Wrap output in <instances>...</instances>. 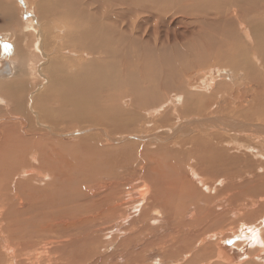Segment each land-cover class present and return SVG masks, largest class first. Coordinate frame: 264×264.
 <instances>
[{
	"label": "bare ground",
	"instance_id": "obj_1",
	"mask_svg": "<svg viewBox=\"0 0 264 264\" xmlns=\"http://www.w3.org/2000/svg\"><path fill=\"white\" fill-rule=\"evenodd\" d=\"M19 4L28 12V16L21 22L18 39L24 42L25 32L33 34L31 51L41 54L43 58L42 64L45 66L38 74L45 80V84L40 82L42 86L39 89L30 90L27 94V103L33 112L28 110L27 116L34 114L27 129H18L17 126L23 122H10L5 125L6 123L0 121V182L2 183L5 177H10L9 181L13 182L14 189L13 197L7 196V191H4L0 201L9 203L14 199L18 204L15 210L13 209L15 213L32 210L33 207L30 206L36 202L33 201L34 198V203L29 202L31 194L29 195L28 190L20 184L23 172L27 181L36 177L39 182H46L55 175L60 180L67 179L69 159L64 155L62 148L59 149L61 138H54L53 135L65 134L68 129L75 127L76 135H72L74 131L67 134H71L72 139L79 140L80 144L86 145L89 151L99 148L95 145V140L102 137L122 143L118 147L121 151L119 155L116 154L117 158L107 156L108 159H114L113 164H105L95 157L88 159L89 164L100 165L99 170L103 173L97 172L100 173V178L88 177L86 182L91 183L83 184L84 191L91 196L83 216L66 218L61 212V215L58 214V222L52 224V220L49 226L36 224L33 229L35 232L29 238L25 236L23 240L21 237L20 241L12 243L3 240V247L12 250L11 263L23 264V260L29 259L27 264H42V252L47 253L46 264H146L149 260L152 264L178 263L181 258H172L176 253L172 249L177 243L180 244L181 240H187L183 245V248H187L189 240L196 236L191 232L187 219L194 220L195 212L199 208L193 200H186L189 202L187 206L183 205L186 201L179 207L176 205L175 195L179 194V189L173 181L170 182L169 177L157 171L160 165L157 161H160V158L155 160L148 157L149 161L146 160L145 165H142L144 159L136 160L135 164L139 165L138 170L144 171V177H127L126 174L136 171V167L132 168L134 162L130 160V154L123 150L127 147L133 148L139 139L164 141L162 147L175 145L172 147L174 151H179L180 155L186 158L189 156L192 160L185 162L191 171L201 175L208 165L214 167L217 163L216 166L220 167V159L216 161L214 158L220 155L232 157L228 154L229 150L225 152L227 147L221 146L222 141L237 143L240 150L247 149L249 155L263 158L258 161L261 172L253 175V178H246L248 182L254 181L250 189L255 192L248 190L249 198L244 204L253 205V198L257 195L261 198H257L259 201L264 199V76L262 78L256 68L246 60V57L252 56L264 72V0H0L2 19L10 20L13 7H18ZM211 25L218 26L221 31L218 44H224L223 47L228 44L230 50L232 49L231 54L225 50L226 53L224 51L219 57L220 61L235 66L233 71L216 67V75L229 81L234 80L237 86L235 90L224 89L225 83L214 81V73L210 72L212 65L202 83L209 89L207 92L211 93L206 97L209 102L207 105H212V96L220 95L214 110L218 111L219 107L225 117L213 114L212 111L207 113L203 111L205 108L196 106L194 102L197 97L191 96V90L194 89L183 87L179 83L178 73L182 71H177L182 69L179 66L182 57H186L196 48L195 36L202 32L200 29ZM169 27L173 29L172 33ZM162 28H165L164 32ZM6 36L9 35L5 32L2 37ZM18 41L8 38L10 53L5 56V60H2L0 55V67L2 62L6 61L10 68V74L0 76L2 80L8 78L5 82L10 83L16 78L18 80L23 70V65L19 66L14 57L17 55ZM166 45L169 46L168 49L165 48ZM176 45L182 48L175 51ZM211 47L215 50V46L211 44ZM84 57H88L86 62H82ZM20 58L23 61L24 57ZM238 64L242 66L237 67ZM16 68L19 74L15 73ZM149 70L151 74L147 76L146 71ZM173 84H177L174 90L169 86ZM223 93L225 98L221 99ZM0 102H6L1 95ZM221 105L225 109H221ZM194 109L199 112L188 114ZM13 118L24 120L23 116L14 115ZM166 122L168 125L160 124ZM153 125L160 132L149 137L146 130ZM10 126H13L11 131ZM159 146L156 149H159ZM145 152L146 148L139 150L142 156H146ZM11 160L13 163L15 161L13 169L20 170H9ZM224 162L226 163V160ZM84 172L86 173L85 170ZM146 172L153 175L146 178ZM207 173L209 174V171ZM76 192L74 193L77 194ZM185 194L190 196L191 192L186 190ZM261 206L264 208V202ZM5 210L0 211V217H6ZM134 212L137 213L132 214ZM45 215L47 216L46 213ZM117 219L120 220L106 227L110 221ZM249 219L240 221L250 229L247 231V238L251 239V244L255 246L249 249L248 257L264 250V212L254 220ZM100 232L103 233L101 236L107 235L108 239L105 241L103 255L90 251L92 246H104V241L100 240L102 245H86L83 251L79 249L81 254L77 249L79 255H65L69 242L75 247L74 244L82 242V239H88V242L94 240V236ZM115 234L121 237L117 239ZM227 236L224 234L219 239ZM154 244H157L155 251H148L147 247L155 246ZM168 248H171V255L166 252ZM21 250L25 251V255L36 251L39 257L30 260L28 256L15 261L13 258L20 257L18 253ZM164 250L167 254L165 258L161 255ZM188 251L187 249L182 253L185 255ZM29 252L31 253L28 254ZM67 254L70 255V252ZM155 261L158 263H154Z\"/></svg>",
	"mask_w": 264,
	"mask_h": 264
},
{
	"label": "rangeland",
	"instance_id": "obj_2",
	"mask_svg": "<svg viewBox=\"0 0 264 264\" xmlns=\"http://www.w3.org/2000/svg\"><path fill=\"white\" fill-rule=\"evenodd\" d=\"M13 8H14V10L12 11L13 14H12L10 20H7V19L3 20L2 17L0 16V55H2V57H1V58H3L2 60H5L4 59L5 56L9 55V53H10L9 47L8 48L5 47V45H9L7 43L8 38H12V39L14 38L17 41L19 40L18 44H17L18 48L16 51L17 55H15L14 57H15V60H17L16 62L19 64V66L23 65L22 66L23 70H22L21 76H19L20 78L18 77V80L16 78L14 81H12L14 83L5 82V81H7L8 78L6 80L5 79L2 80V78H0V95L3 98H5V101H6L3 103L0 102V121H3L4 123H6L5 125H7L10 122L15 123V124H17L18 122H20V123L23 122L21 125L17 126L18 129H23V128L27 129L28 122L30 120H32L31 116L34 115V114H31V116L30 115L27 116L29 114L28 110H29V112L31 111L29 108L30 104L27 103V99H28L27 94L30 90L37 89V88L39 89L42 86L40 84V82H42V84H45V80H42L41 76H39V74H38V73H40L41 68L45 65H44V63L42 64L43 58H42L41 54L34 52V51H31V49H32L31 45H32V42L34 41V39H33L34 37H33L32 33H29L28 31L25 32L26 35L24 38L25 39L24 42H21L20 39H18L20 36L18 34L19 33V27L22 24L21 22L24 21V19H26V17L28 16V14H27L28 12H25V9H23L20 4L18 7L14 6ZM26 11H28V10H26ZM146 27H147V25H146ZM148 27H149V30H151V25H149ZM162 30L164 32L165 28H162ZM200 30H202V32L199 33V35L196 34L197 36H195L196 41L194 43V47H196V48L194 49V51H192L193 53L191 52V53L187 54L186 57H182V59H181V63H180L181 65H179V66H181L182 69L177 70L178 72L182 71V72L178 73V75L180 76L179 83H181V85L183 87H188L190 89H194V91L191 90V92H192L191 96L197 97V99L194 102L196 104V106H199L200 108H205L203 111H205L207 113L209 111H212V112H214L213 114H218V115L225 117L224 112L219 111V107H218V111L214 110V109H216L215 106L217 105L216 100L220 97V95L215 94L214 96H212V99H214L213 101H211L212 105L211 106L207 105V104H209V102L207 101L206 97L209 95L210 92H207L209 89L205 88L203 86L202 82H203L204 77L208 76L209 68L212 67L213 69L210 70V72L214 73V77H215L214 81L218 82L219 84L225 83L223 85L224 89L230 88V89L235 90L237 85H235L234 80L229 81V80L225 79L223 76L219 77L216 75V67H222V68L230 69L232 71L235 70L234 69L235 66L233 64H229L227 62H225V63L221 62L220 58H219L221 56V54L226 53L225 50L229 51L231 54L232 49L230 50L228 44L225 45V47H223L224 44H223V46L221 44H218V41L220 40L219 37L221 34V31H220L218 26H213V25L205 26ZM169 31H170V33H172L173 29L170 28ZM211 31H212V33H211ZM5 32L9 36L2 37V35H4ZM209 35H210V37H209ZM28 36H29V38H28ZM197 37H199V38L197 39ZM204 38L208 39V41L205 40ZM27 39H28V42H27ZM203 39H204V42L202 43ZM190 43L192 46L193 43L189 42V44ZM202 44H204V46ZM211 44H212V46H215V50L213 47H211ZM148 45H151V44H148ZM221 46L223 48H221ZM168 47L169 46L166 45L165 48L168 49ZM219 47H220V49H219ZM24 48H26L25 50H27V51L23 50ZM178 48H182V46L176 45L174 50L177 51ZM207 50H209L208 53L206 52ZM23 52H25V53H23ZM212 52H214V53H212ZM164 54H166V53L164 52ZM212 54H214V56ZM20 56L24 57L23 61H22V58H20ZM87 60H88V57L87 58L84 57L82 62H84V61L86 62ZM148 60H149V55L146 56V61L148 62ZM196 60H197V62H196ZM216 60L219 63L216 62ZM246 60L249 61L256 68V70L259 72L260 76H262V78H263L264 72L258 66L257 62H255V59L252 56H248V57H246ZM222 63H224V64L222 65ZM238 65L239 66H237V67L242 66V64H238ZM18 72H19V70L16 68L15 73L19 74L20 72L19 73ZM146 73L148 76L151 74V71L150 70L146 71ZM218 78H220V79H218ZM9 79H10V77H9ZM7 83L9 86L6 85ZM11 84H13L12 87H11ZM169 86H171V88L169 87L170 89L174 90V87H177V84L176 85L173 84V85H169ZM12 92H13V94H12ZM222 98H225V93H223V96L221 97V99ZM26 103H27V105H26ZM220 108L223 109L224 107L221 105ZM198 112H199V110L197 111V109H194L192 111V113H188V114H197ZM30 113H33V112L31 111ZM14 115L15 116H21V117L23 116L24 120L13 118ZM171 122H173V121H171ZM168 123L170 124L169 121H168ZM168 123L166 122V123H160V124L161 125H168ZM72 125H74V124H72ZM12 127L13 126H10V131H11ZM146 127H147V125H146ZM153 128H154V130H153ZM75 129H76L75 127H72L70 129H68L65 132V134H59L60 136L59 135H56V136L53 135L54 138H56V137L61 138L62 144H60L59 149L62 148V150L65 152L64 155L66 156L67 159H69L68 160L69 166H68V170H67L68 174H66V176H67L66 180L65 179L60 180L59 177L55 175V177H57V178L54 177L51 180H48V181L45 180L46 182H44V181L39 182L38 180H36V177H33V179H28L30 181H27L26 176L23 177V173H24L23 172L21 174L22 177L20 176L21 177L20 178V184H22L21 186H23L26 190H28L27 192H29V195L31 194L30 197L28 198L29 202H31V203H34V202L37 203L38 202V203L37 204L34 203L35 205L30 206V208L33 207L30 212L29 211L27 212L26 210H22L19 213H15L13 211L15 210L14 208H16L18 206V204L14 201V199L10 200L11 203L10 202L9 203L8 202L2 203V201H0V204L2 203V208L0 207V211L3 212V210L6 209L5 210L6 217L3 218L4 215L0 217V264H15V262L11 263L12 250H10L9 248L3 247V240L4 239H6L12 243L14 241H20L21 237L23 240H24V238H26L25 236H27V238H29V237L33 236V234L35 232L33 229L36 226V224H39V225L42 224V226H49V225H51L52 220H53L52 224L54 222H58L59 221L58 216L61 215V212H63L62 215H65L66 218L68 216H76V217L77 216H83L84 212L86 211L85 208L87 207V203L91 200V196L87 192L84 191V189H85L84 185L91 183V181L86 182V179H88V177L90 179L100 178V173H103L102 171L99 170V168H101V167H99L100 165L94 166L92 164H89L88 159L90 157H95V159L101 160V162H104L105 164H110V163L113 164V162H114L113 160L118 157V155L121 151V149L119 150L118 147L121 145L122 142L111 141V140H108V139L102 137L101 139H99L97 141L95 140V142H96L95 145L97 144L96 146H98L99 148L97 150L92 149L89 151V149L86 147V145L80 144L79 140L76 141L75 139H72L71 134H67L68 132L73 133V131H74V134H72V135L73 136L76 135L77 133L75 134V131H76ZM136 129H134V130L135 131L140 130V129H137V130ZM145 130H146V128H145ZM146 132H147L146 135H148L150 137L151 135L153 136L156 133H159L160 131H158V129H155V126L153 125V127H150L148 130H146ZM29 137H32V136H29ZM35 137H37V136H35ZM115 137H116V135H115ZM225 143L226 142L222 141L221 146L223 148L227 147L225 152H227L229 150L228 154H230L232 157L226 158L225 155H220V157L214 158L216 161H217V159H220L221 163L218 161L221 164L220 167L216 166L217 163L215 160H214V163H216V164L214 165V167L213 166L209 167L208 163H206L208 165V168H206L204 170V172H206V173H204L202 171V175H201V173L197 174L198 173L197 171H195L197 173H193L191 171V169L189 168V166H187L185 164V162L188 160L191 162L192 160L189 158V156H187L188 158H186L184 155L183 156L180 155L179 151H177V152L174 151V148H172V147H174L175 145L172 144V146H171V144H170L168 146L162 147L165 144L164 141H159V142H157L155 140L152 141V139H150V138H147V140L146 139L145 140L139 139V140H136L134 146L132 145L133 148L127 147L126 149L123 150L125 153L130 154V156H131L130 160L132 162H134V163H132V168L136 167V171H130L128 174H126L127 177H130V178H137L139 176L144 177L142 174V172L144 173V171L138 170L139 165L136 166V164H135L136 160L140 161V160L144 159V162H143L144 164L142 163V165H145V164H147L146 160L149 161L148 157L154 158L155 160H157V158H160L161 160L159 159L160 161H157L160 164L157 171L159 173H161L163 176H165L167 178L169 177L168 179L171 180L170 182L173 181L172 183H174V185H176L177 188L179 189V191H178L179 194L175 195L176 196L175 197L176 205H178V207H179V205L182 202H184L186 200H188L189 202H192V200H193L196 202L197 208H199L195 212L196 218L194 220L187 219L189 224L191 225V226H189L191 228V232L195 233L196 236L193 237V239L189 240V244H188L187 248H183L184 247L183 245L187 242V240L185 242L183 240H181V241H179L180 244L177 243V245H174V247L172 246L173 252H176L175 255L172 253L173 254L172 258L174 257L175 259L176 258H181V259L179 260L178 263L174 262L171 264H264V250L262 252H259L257 255L252 254V256L248 257V252H250L249 249L255 248V246H254V244H251L252 240L247 238L248 232L250 231V229L248 228L247 225L242 224V222H240L242 219L244 220V219L250 218L249 220H254L257 217H259L262 214V212H264L263 210L261 211V209H264V208H261V207H263V206H261V203L264 202V199L262 198V200H260L262 202H260L259 199H261V198H259L260 197L259 195L255 196L253 198V203H254L253 205L250 204L249 206H246L244 204L245 201H248V198H249L248 190L254 184V181L253 182L250 181L251 182L250 183V182L246 181V178L248 180L249 177L253 178L254 177L253 175L261 172V170L258 168V161L260 159L262 160L263 158L260 156L249 155V152H247V149H243L240 147L241 148V150H240L238 148L239 145L237 143L236 144L233 142H232L233 144L231 142L226 143V144ZM229 144H231V145H229ZM158 146H159V149H156V148H158ZM84 147H85V149H84ZM109 148H110V150H108ZM141 148H142V150H143V148H146L145 155L147 157L139 154V150ZM95 152H96V154H94ZM116 154H118V155H116ZM98 155L99 156L101 155V157H99ZM107 156H110L111 158L114 157V159H111V158L108 159ZM181 156L183 157L182 160H181ZM102 158L104 160L105 159L106 160L104 161ZM239 158H241V159H239ZM244 158H245V160L246 159L247 160L245 161ZM82 160H83V163H82ZM205 160H207V158ZM224 160H226V163L224 162ZM240 160H242V162ZM14 164H15V161L13 163V161L11 160V166L9 169L11 172H13L15 170H20V169H13ZM202 165H203V163L201 164V166ZM170 166L171 167L173 166V168H170ZM224 166H227V167L224 168ZM212 168H214V170ZM96 169H98V170L96 171ZM222 169H224V170H222ZM84 170L86 171V173L84 172ZM174 170H176V171L174 172ZM206 170L209 171V174L207 173ZM210 171H211V173H210ZM76 172L81 173L82 175L81 174L79 175ZM97 172H100V173H97ZM89 175L92 177H90ZM152 175H153V173H150V172L147 173L146 172V178H147V176H152ZM199 177H200V179H199ZM6 178L7 177H5V179L2 181V183L0 182V189H1L0 190V192H1L0 197H2L1 194L4 191H7L6 192L7 196L13 197V194H14L13 182L9 181L10 177L8 179H6ZM180 179H182V181ZM52 180H54V181H52ZM202 180H204V181H202ZM180 181H181V183H180ZM183 181L186 183H184ZM201 183L202 184L204 183V184L202 185ZM209 184L213 185L214 187L209 185ZM150 185L151 184L148 185L149 189H150ZM205 186H206V188H205ZM190 187H192V188H190ZM212 187H213V189H211ZM186 190L191 192L190 196H186V194H185ZM250 191L255 192L251 189L249 190V192ZM74 192H76L77 194H75ZM149 192H150V190H149ZM195 194H197V195H195ZM182 196H184V197H182ZM50 197H53V198H50ZM181 197H182V199H181ZM5 198H6V196L4 197V199ZM32 198H34V200ZM208 198H209V200H208ZM235 198H237V199H235ZM257 198H259V199H257ZM30 199H31V201H30ZM39 201H41V202L39 203ZM189 202L187 203V201H186L185 203H187V204L185 205V203H183V205L187 206L189 204ZM231 204H233V205L231 206ZM48 207H51V208L48 209ZM258 207H259V210L261 211L259 213L257 212V211H259ZM34 208H35V210H34ZM11 209H12V211H10ZM225 209H227V210H225ZM182 212H183V210H182ZM45 213L47 214V216L45 215ZM59 213H60V215H58ZM136 213L137 212H134L132 214H136ZM41 214H43V215H41ZM19 215H20V217H19ZM56 217H57V220H56ZM61 217H64V216H61ZM197 218H198V220H197ZM50 219H51V221H50ZM119 220L120 219L110 221L106 227L113 225L115 222H118ZM258 221L259 220H257V222ZM46 222H47V224H46ZM125 222H126V219H125ZM59 227H61V226L59 225ZM56 228H58V225L56 226ZM233 228L234 229L236 228V229L234 231H231ZM2 233H4L5 235ZM197 233H198V235H197ZM221 233H223V234H221ZM13 234H15L14 236H16V237L11 236ZM20 234H21V236H20ZM102 234L103 233H101V232L98 233L97 236H94V240H90V242H88V239L87 240L82 239L81 240L82 242L74 244L75 247H73L71 245V243L69 242L68 243L69 249H68V251L66 250L65 255H67L68 257H72L74 255H79V253L81 254V251H83L85 249L84 247H86V245L90 247V245H93V244H100V245L103 244L104 245L103 247L92 246L90 248L91 249L90 251L99 252L98 254L103 255V252L105 250V244H106L105 241L108 239L106 238L107 235L101 236ZM224 234L225 235L227 234L228 236L224 239H219ZM115 235H117V239H119V237H121L118 234H115ZM99 236H101V237H99ZM83 240H84V242H83ZM99 240L101 242L102 241H104V242L101 244V242ZM249 240H250V242H248ZM81 245H83V247ZM154 245L155 246H153V245L148 246L147 250L150 252L152 250L155 251L154 247H156L157 244H154ZM70 247L73 250H71ZM77 249H78V251H80V250L81 251L78 253V251H76ZM170 249L171 248H168L167 251L164 250L163 254H161V255H163V258L167 257V254H169V253H170L169 255H171ZM187 249L189 250L188 251L189 253H186L184 255V253H182V252H184V250H187ZM73 251H75V252H73ZM165 251L167 252V254ZM19 252L20 253H18V254H20V257L13 258L15 261L20 259V258L23 259L24 257H28V256H30V260H34V258H36L37 256L39 257L38 254L36 255V253H37L36 251L35 252L33 251L32 253L29 252L28 254L31 253L30 255H27V254L25 255V253H24L25 251H23V250H21ZM69 252H70V255L67 254ZM41 254L42 255L40 256V258H41L40 261L42 262V264H46L47 260L45 259V257H46L47 253L42 252ZM164 254H166V256ZM255 254H256V252H255ZM28 260L29 259L23 260L24 261L23 264H27ZM119 260H121V259H119ZM121 261H123V260H121ZM35 263H36V261H35ZM154 263H158V262L155 261ZM146 264H152V262L149 260V262H146Z\"/></svg>",
	"mask_w": 264,
	"mask_h": 264
},
{
	"label": "water",
	"instance_id": "obj_3",
	"mask_svg": "<svg viewBox=\"0 0 264 264\" xmlns=\"http://www.w3.org/2000/svg\"><path fill=\"white\" fill-rule=\"evenodd\" d=\"M10 74V68L6 61L2 62V66L0 67V76L8 75Z\"/></svg>",
	"mask_w": 264,
	"mask_h": 264
},
{
	"label": "snow or ice",
	"instance_id": "obj_4",
	"mask_svg": "<svg viewBox=\"0 0 264 264\" xmlns=\"http://www.w3.org/2000/svg\"><path fill=\"white\" fill-rule=\"evenodd\" d=\"M5 47H6V48H8V47H10V46H8V45H5Z\"/></svg>",
	"mask_w": 264,
	"mask_h": 264
}]
</instances>
